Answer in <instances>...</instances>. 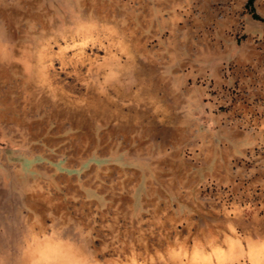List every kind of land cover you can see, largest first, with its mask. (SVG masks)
Segmentation results:
<instances>
[{
  "label": "rangeland",
  "instance_id": "rangeland-1",
  "mask_svg": "<svg viewBox=\"0 0 264 264\" xmlns=\"http://www.w3.org/2000/svg\"><path fill=\"white\" fill-rule=\"evenodd\" d=\"M247 1L0 0V264H264Z\"/></svg>",
  "mask_w": 264,
  "mask_h": 264
},
{
  "label": "trees",
  "instance_id": "trees-1",
  "mask_svg": "<svg viewBox=\"0 0 264 264\" xmlns=\"http://www.w3.org/2000/svg\"><path fill=\"white\" fill-rule=\"evenodd\" d=\"M253 2L254 0H248L247 3H246V8L249 9L250 13H251V16L253 19H256V20H260L261 22L264 23V19H261L255 12H254V9H253Z\"/></svg>",
  "mask_w": 264,
  "mask_h": 264
}]
</instances>
